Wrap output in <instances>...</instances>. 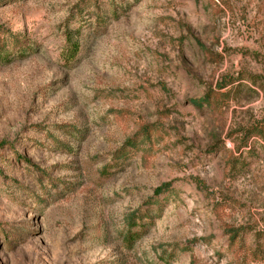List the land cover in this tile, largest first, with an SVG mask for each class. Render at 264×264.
Masks as SVG:
<instances>
[{
	"label": "rangeland",
	"instance_id": "1",
	"mask_svg": "<svg viewBox=\"0 0 264 264\" xmlns=\"http://www.w3.org/2000/svg\"><path fill=\"white\" fill-rule=\"evenodd\" d=\"M1 46L0 264H264V0H0Z\"/></svg>",
	"mask_w": 264,
	"mask_h": 264
},
{
	"label": "trees",
	"instance_id": "2",
	"mask_svg": "<svg viewBox=\"0 0 264 264\" xmlns=\"http://www.w3.org/2000/svg\"><path fill=\"white\" fill-rule=\"evenodd\" d=\"M77 35H78V29H76V30H69L68 29L65 32V40H66L67 46L64 49V55H65L64 59L68 63L71 62L72 60H74L76 55L79 52L80 47H79V41L76 37ZM1 57H3L5 59V61L10 59L9 51L5 50L2 46L0 47V58ZM229 82H231V81H229ZM225 86H226L225 84H218V87L216 90H213V89L211 90V87H210L206 93L200 94L199 100L194 102L195 105L197 107H199V105L202 104V105H208L210 108H213L214 103H216L215 97L217 95H223V94H220V92L218 90L221 88H224ZM148 135L149 134H144L141 138L142 139L141 142H138V143L132 144L131 140H129V141H127V144L124 147L129 146V147H133L137 150V146H140V148H141V146H143L145 140L148 138ZM252 136H256L264 142V134L260 133L259 130H253V129L249 130L248 136H246V138L248 139ZM23 159H24V157H23ZM122 159L126 161V159H128V158H124V156H120V160H122ZM169 189H170V183H164L154 190V194L155 195H162L166 191H168ZM235 236L236 235L233 234L231 236V239H234Z\"/></svg>",
	"mask_w": 264,
	"mask_h": 264
}]
</instances>
